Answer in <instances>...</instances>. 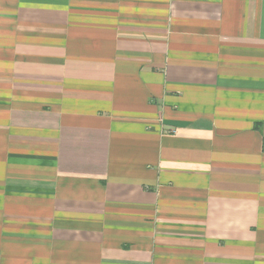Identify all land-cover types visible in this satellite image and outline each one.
<instances>
[{"label": "crops", "instance_id": "crops-1", "mask_svg": "<svg viewBox=\"0 0 264 264\" xmlns=\"http://www.w3.org/2000/svg\"><path fill=\"white\" fill-rule=\"evenodd\" d=\"M0 264H264V0H0Z\"/></svg>", "mask_w": 264, "mask_h": 264}]
</instances>
